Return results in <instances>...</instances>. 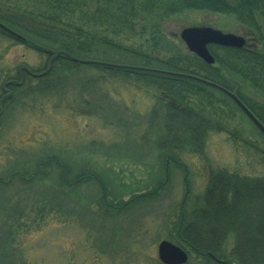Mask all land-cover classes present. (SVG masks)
I'll return each mask as SVG.
<instances>
[{
    "label": "rangeland",
    "instance_id": "1",
    "mask_svg": "<svg viewBox=\"0 0 264 264\" xmlns=\"http://www.w3.org/2000/svg\"><path fill=\"white\" fill-rule=\"evenodd\" d=\"M141 1L131 5L136 9V18L149 22L146 28L142 27V20L127 12L128 19L137 21L132 32L112 19L120 14L115 11L112 16L103 17L105 25L91 26L92 18L99 19L93 17L99 4L92 0L81 6L84 13L76 11L65 18L100 36L114 39L123 48L166 58L172 53L175 56L187 54L179 35L188 27L208 26L249 38L233 15L183 11L163 16L157 8L152 13L143 12ZM114 2L124 4L127 1ZM165 2L167 0L161 3ZM0 3L16 11H29L38 5L31 0H0ZM151 21L156 22L158 29L151 28ZM263 49L261 46L256 51ZM99 51L94 61L123 66L138 63L128 55ZM46 61L45 56L0 35V84L15 77L19 66L36 72ZM54 71L50 81L54 82L55 89L37 94L34 92L37 82L30 80L26 87L14 93L0 117L2 181L7 182L9 175L15 172L28 176L36 171L40 162L48 165L40 173V179L28 185L17 177L8 185H0V264H160L157 259L159 243L163 240L176 243L175 224L181 217V202L185 213L200 208L211 172L264 179V140L217 94L213 97L222 102L220 108L225 117L221 121L226 130L208 134L205 158L184 155L181 159L183 170L167 167L169 184L155 201L130 207L122 214L114 213L116 217L110 213L113 219L104 220L108 212L101 208L100 202L91 200L97 193L94 187L86 184L75 193L62 188L60 194L62 170L59 167L64 166L69 171V178L80 171L107 174L100 177L109 184V203L127 202L166 175L158 153L151 146L152 150L140 148L138 140L148 130L146 121L151 114L159 116L156 123L161 120L160 111L153 113L151 97L123 77L109 78L93 68L68 70L58 67ZM241 89L244 98L264 112V94L255 92L247 84ZM229 134L241 141L233 143ZM77 196L82 202L76 201ZM233 242L232 238L226 240L228 248ZM185 248L189 253L186 264H210L187 246Z\"/></svg>",
    "mask_w": 264,
    "mask_h": 264
},
{
    "label": "trees",
    "instance_id": "2",
    "mask_svg": "<svg viewBox=\"0 0 264 264\" xmlns=\"http://www.w3.org/2000/svg\"><path fill=\"white\" fill-rule=\"evenodd\" d=\"M31 1L38 5L29 11H16L0 3V23L21 36L25 40L23 45L38 54L49 57L44 50H50L53 53L63 52L78 60H94L96 59L94 55L104 49L115 55L120 53L137 59L138 63L131 66L201 77L229 91H237L238 98L264 126V112L258 111L260 109L256 108L251 100L244 98L241 91L243 84H247L255 92L264 94V49L258 52L249 51L246 48L241 50L209 48L216 62L214 67L205 65L189 54L178 53L175 56L172 53L169 58L152 56L123 48L120 46L121 43L114 39L100 36L91 29H85L65 18L76 11L83 12L81 6H85V1L89 0ZM114 1L92 0L99 4L93 11V17L99 19L92 18L91 26L105 25L106 20L103 17L112 16L113 11L120 14L112 19L119 21V25L130 32L134 31L137 25L135 19L142 20V27L149 22L148 19L136 18V9L131 4H136L134 1L138 0H126L124 4ZM161 2L164 0H142L140 6L145 13L147 11L152 13V10L157 8L156 11L160 10L163 16L183 11L230 14L242 27L258 35L261 41L264 40V0H167L165 3ZM79 3L81 5H78ZM127 12L131 13V17L135 19H128ZM150 23L151 28L158 29L156 22ZM0 35L22 44L2 32ZM58 67L68 70L93 68L107 74L109 78L123 77L133 85L136 83L137 87L144 90L142 92L151 97L154 102L153 113L160 111L161 120L156 123L155 120L159 116L153 117L151 114L146 121L148 130L138 138L140 148L151 146L165 166L166 175L157 181L152 192L134 195L127 202L109 203L107 199L109 184L100 177H106L107 174L98 175L80 171L77 176L69 178V171L64 166L63 168L58 166L62 170L59 176L60 194L63 192L62 188L75 193L86 184L94 187L93 191L97 193L91 200L94 203L100 202L101 208L108 212L104 215V220L113 219L130 207L155 201L169 184L170 176H168L167 167L171 165L183 170L181 159L184 155L204 159L205 140L208 134L222 133L226 130L221 121L222 117H225V113L220 108L222 102L213 97L217 93L210 88L195 82L151 73L79 65L66 57L53 59L51 70L41 78L31 79L24 74L21 78V86L10 85V92L14 94L24 86L26 87L30 80L37 82L34 88L37 94L55 89L52 84L54 82L50 79L53 78L54 70ZM45 69L46 65L36 72ZM17 77L16 75L14 78ZM12 100L11 96L8 101ZM223 100L226 102L225 98H222ZM229 136L233 143L241 141L239 137L238 139L235 137L236 135L229 134ZM46 166L48 165L43 162L38 163L35 167L36 171L25 176L26 178L21 180L22 183L28 185L33 180L40 179V173ZM184 183H186V177H184ZM185 191L187 193L186 188ZM71 198L74 197H69ZM76 199L77 202H82L80 197L77 196ZM181 206V217L175 224V244L188 246L210 264H218L215 260L220 261L221 264H231L233 261L237 264H264L263 178H242L228 176L219 171L211 172L202 196V206L187 213L182 209L183 201ZM228 238L234 240L231 248H228L229 244L226 243Z\"/></svg>",
    "mask_w": 264,
    "mask_h": 264
},
{
    "label": "water",
    "instance_id": "3",
    "mask_svg": "<svg viewBox=\"0 0 264 264\" xmlns=\"http://www.w3.org/2000/svg\"><path fill=\"white\" fill-rule=\"evenodd\" d=\"M0 30L3 31L6 35L9 37L20 41L25 42V40L17 35L16 33L8 30L4 26L0 24ZM180 40L184 43L187 50L196 55L198 58L203 60L206 64L212 65L214 64V59L209 54L206 46L208 44H214L219 45L223 47H231V48H242L245 45V41L232 34H223L220 31L213 30L211 28L206 27H189L185 28L180 33ZM46 54L53 55L52 58L49 61V68H50V62L53 59H56L60 56L68 58L70 61L87 65V66H95V67H101V68H107V69H114V70H126V71H134V72H143V73H151L156 75H161L165 77H171V78H177V79H183L187 81H192L204 86H207L211 89H214L221 94L225 95L227 98H229L236 106L237 108L242 112V114L251 122V124L257 129L259 134L264 138V127L257 121V119L248 111V109L236 98L235 94H232L223 88L216 86L210 82L204 81L202 79L183 75V74H175L170 72H164V71H157V70H148V69H141V68H135V67H126V66H118L113 64H106L101 62H95V61H83L78 60L75 58L70 57L67 54L64 53H53L49 50H44ZM24 70L32 75L26 68ZM47 71L40 75H32L35 77H42L44 76ZM158 252V259L162 264H185L187 261V256L184 251H182L179 247L167 242L162 241L157 248Z\"/></svg>",
    "mask_w": 264,
    "mask_h": 264
},
{
    "label": "flooded vegetation",
    "instance_id": "4",
    "mask_svg": "<svg viewBox=\"0 0 264 264\" xmlns=\"http://www.w3.org/2000/svg\"><path fill=\"white\" fill-rule=\"evenodd\" d=\"M246 36L249 38H244L245 39V45L248 50L255 51L258 47L264 46V40L261 41L260 38H258L256 35H254L252 32L247 31L245 32ZM12 81V80H10ZM10 90V88H9Z\"/></svg>",
    "mask_w": 264,
    "mask_h": 264
},
{
    "label": "bare ground",
    "instance_id": "5",
    "mask_svg": "<svg viewBox=\"0 0 264 264\" xmlns=\"http://www.w3.org/2000/svg\"><path fill=\"white\" fill-rule=\"evenodd\" d=\"M154 186L153 187H149V188H144V192L143 193H147V192H152L153 190H154ZM183 245V244H182ZM184 246V248H185V246L186 245H183ZM188 247V246H187ZM189 248V247H188ZM186 249V248H185ZM190 249V248H189ZM191 250V249H190ZM186 251H187V256H188V258H189V253H188V250L186 249ZM193 252V251H192ZM194 253V252H193Z\"/></svg>",
    "mask_w": 264,
    "mask_h": 264
}]
</instances>
